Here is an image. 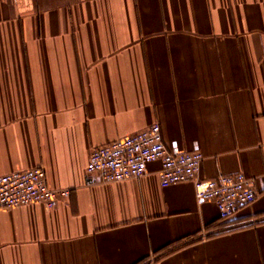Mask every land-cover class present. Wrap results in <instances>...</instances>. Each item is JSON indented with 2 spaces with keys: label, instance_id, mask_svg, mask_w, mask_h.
Instances as JSON below:
<instances>
[{
  "label": "crops",
  "instance_id": "0c3cea01",
  "mask_svg": "<svg viewBox=\"0 0 264 264\" xmlns=\"http://www.w3.org/2000/svg\"><path fill=\"white\" fill-rule=\"evenodd\" d=\"M243 173L222 220L192 182L88 174L93 148L153 124ZM43 167L54 209H0V264H264V0H0V175Z\"/></svg>",
  "mask_w": 264,
  "mask_h": 264
},
{
  "label": "built area",
  "instance_id": "2783aa9c",
  "mask_svg": "<svg viewBox=\"0 0 264 264\" xmlns=\"http://www.w3.org/2000/svg\"><path fill=\"white\" fill-rule=\"evenodd\" d=\"M204 160L203 153L181 151L177 142L170 147L163 139L160 124H153L139 132L96 146L89 155L88 174L97 175L104 183L140 178L147 173L148 165L160 161L162 187L192 182L199 200L215 202L220 218H231L242 207L258 198L255 181L243 173L206 180L199 177ZM69 189L48 185L43 167L13 171L0 175V209L43 204L56 208L68 199Z\"/></svg>",
  "mask_w": 264,
  "mask_h": 264
}]
</instances>
